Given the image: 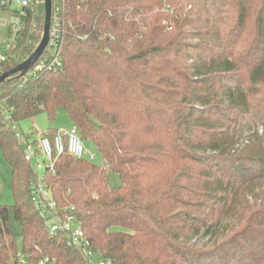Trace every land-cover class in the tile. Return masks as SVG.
<instances>
[{"label":"trees","instance_id":"obj_1","mask_svg":"<svg viewBox=\"0 0 264 264\" xmlns=\"http://www.w3.org/2000/svg\"><path fill=\"white\" fill-rule=\"evenodd\" d=\"M12 13L19 27L8 29L0 76L43 32V0ZM50 31L60 66L46 68L47 49L0 84L13 197L0 206V264H85L63 235L47 234L13 129L59 110L104 164L61 156L42 180L57 207L74 206L95 255L264 264V0H52Z\"/></svg>","mask_w":264,"mask_h":264},{"label":"built area","instance_id":"obj_2","mask_svg":"<svg viewBox=\"0 0 264 264\" xmlns=\"http://www.w3.org/2000/svg\"><path fill=\"white\" fill-rule=\"evenodd\" d=\"M10 2L0 0V10L6 9ZM37 3V0H16L18 8L30 7ZM9 24L5 25V28ZM18 21L15 24L13 32L18 29ZM55 31H50V40L46 50L53 57L46 68L60 66V62L55 50ZM49 47V48H48ZM5 60V56L0 57V62ZM45 67L43 62L36 69L41 70ZM16 139L23 149V159L30 165L32 171L37 175V181L31 186V201L35 211L43 221L44 228L49 236L63 235L66 245L77 248L85 264H109L98 255L91 251L90 241L86 237L84 230L80 227L75 217L74 206L57 207L52 200L49 189L42 180L45 172H53L55 161L61 156H67L74 160H85L95 164L99 153L96 150L88 151L81 140L76 128L71 126L67 130H57L52 134H42L36 140L25 137L18 132ZM23 257L19 256L18 263L23 264ZM36 264H54L48 258L40 259Z\"/></svg>","mask_w":264,"mask_h":264},{"label":"rangeland","instance_id":"obj_3","mask_svg":"<svg viewBox=\"0 0 264 264\" xmlns=\"http://www.w3.org/2000/svg\"><path fill=\"white\" fill-rule=\"evenodd\" d=\"M10 3L4 10H0V57L5 55V51L13 41V35L8 32V29H14L17 20L13 16L12 11L19 10L15 4L16 0H7ZM9 24L6 28L5 25ZM9 27V28H8ZM71 122L63 110H59L56 117L50 120L47 115L39 114L31 119H25L13 124L15 132L36 140L42 134H47V131L67 130L71 127ZM85 148L89 151L94 150L93 147L84 142ZM97 166L104 164L103 158L98 155L95 161ZM109 183L112 187H118L120 180L118 176L112 172H107ZM11 170L5 162L0 152V206H9L13 204V197L11 193Z\"/></svg>","mask_w":264,"mask_h":264},{"label":"water","instance_id":"obj_4","mask_svg":"<svg viewBox=\"0 0 264 264\" xmlns=\"http://www.w3.org/2000/svg\"><path fill=\"white\" fill-rule=\"evenodd\" d=\"M44 6V25L41 40L35 50L22 63L3 73L0 76V84L8 80L11 76L18 74V76L25 75L40 59L46 50L50 40V29L52 21V0H43Z\"/></svg>","mask_w":264,"mask_h":264},{"label":"crops","instance_id":"obj_5","mask_svg":"<svg viewBox=\"0 0 264 264\" xmlns=\"http://www.w3.org/2000/svg\"><path fill=\"white\" fill-rule=\"evenodd\" d=\"M72 126V125H71ZM55 131H57V130H55ZM55 131H47L46 133H50V134H52V133H54ZM10 169V168H9Z\"/></svg>","mask_w":264,"mask_h":264}]
</instances>
